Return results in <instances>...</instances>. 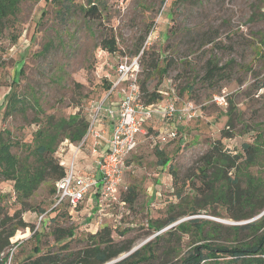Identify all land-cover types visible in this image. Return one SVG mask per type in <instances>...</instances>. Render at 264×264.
<instances>
[{
    "label": "rangeland",
    "instance_id": "obj_1",
    "mask_svg": "<svg viewBox=\"0 0 264 264\" xmlns=\"http://www.w3.org/2000/svg\"><path fill=\"white\" fill-rule=\"evenodd\" d=\"M90 1L97 4L102 17L85 16L82 8H88ZM173 1L20 0L15 14L0 22V127L10 132L16 143L12 151L21 157L28 154L34 133L47 116L69 117L81 111L89 117L95 103L104 97V86L96 75L105 61L99 57L103 40L115 38L118 52L132 56L141 50L152 30L157 32L143 58L141 82L146 81L149 91H168L164 102L173 99L175 89L177 105L191 102L200 115L179 123V138L165 144L157 141L152 124L146 126L147 133L140 136L124 172V186L134 187L138 198L124 209L116 207L105 213L99 227H110L117 242L133 240L131 251L163 238L153 245H157V264L178 261L195 246L205 244L200 240L201 232L212 235L214 228L200 229L191 224L194 219L221 224L223 227L214 229L221 236L210 243L231 247L236 241L227 227L260 217L237 222L228 217L224 205L205 200L203 193L195 190L201 186L203 161L214 143L222 141L224 151L233 155L241 153L243 143L259 147L249 172L264 180V0ZM154 52L160 55L162 66L164 59L172 62L164 75L156 72L148 76L147 64ZM117 60L115 54L110 57L113 65ZM209 60L225 66L226 73L207 80ZM13 94L26 101L14 113L7 108ZM215 96H224L226 103L218 105ZM226 131L231 136L227 139L223 138ZM61 146L58 153L68 156L69 149L63 147L62 151ZM166 159L168 163L161 165ZM244 161L238 162V168L245 167ZM51 185L50 181L43 183L29 200L31 208L23 214L29 226L17 231L13 239L18 243L1 255L4 261L0 264H18L36 246L44 254H68L87 244L95 227L81 213L71 215L68 206L49 212L45 233L36 231L38 216L54 205ZM0 191L7 195L4 205L11 215L22 208L12 181L3 182ZM203 206L206 209L199 210ZM192 209L200 213L190 215ZM214 212L221 216H214ZM184 213L187 215L171 225L157 228L155 224ZM180 224H186L185 229L168 234ZM57 228H74L75 237L65 241L67 250L61 247L65 243L57 240ZM160 231L163 233L153 237ZM238 235L245 242L254 238L248 231ZM228 260L223 257L219 262L227 264Z\"/></svg>",
    "mask_w": 264,
    "mask_h": 264
},
{
    "label": "trees",
    "instance_id": "obj_2",
    "mask_svg": "<svg viewBox=\"0 0 264 264\" xmlns=\"http://www.w3.org/2000/svg\"><path fill=\"white\" fill-rule=\"evenodd\" d=\"M19 2L20 0H0V22L5 21L9 15L15 14ZM90 2L88 8H82L85 16L92 19L102 17L97 4L93 1ZM173 2L175 3L177 0ZM102 45L111 54L121 55L119 53L121 50L117 47L115 38L103 40ZM148 51L145 52V55ZM151 57L150 63L147 64L148 76L156 72L164 75L172 66V62L167 59L162 61V64L165 62L162 66L160 55L156 54V52L152 53ZM225 71V66H219V64L209 60L205 78L214 80L219 76H223L226 73ZM102 84L104 91H108L110 84L106 81ZM141 89L146 104H153L162 100V95L159 93L160 89L156 88L153 91H149L146 81L141 82ZM25 102L24 99L16 94L11 95L7 103L8 111L17 112L20 107L25 105ZM35 103L39 105L37 101ZM87 114L79 111L69 117L47 116L44 123L39 124L33 136V144L27 148L29 152L23 157L12 151L16 143L12 140L10 132L0 127V186L5 181H12L16 197L22 205L20 210L11 215L4 205L7 195L0 191L1 262L4 261L1 255L18 243V240L13 239L17 231L29 226L23 219V214L30 210L29 200L35 192L43 183L50 181L52 183L51 193L55 196L56 183L67 175L66 167L61 164L58 149L61 144L62 149H60L64 150L63 147L69 149L70 144L77 146L83 141L89 127ZM229 137L231 136L226 131L223 138L227 139ZM212 149L211 154L207 155L203 161L204 166L201 169L200 179L201 186L199 188L196 187L195 190L201 191L205 200L224 205L228 211V217L237 222L251 220L256 216L262 215L264 213V180L249 172V167L252 166L258 157L259 147L243 143L241 153L233 155L228 152L229 150L224 151L223 142L218 141L214 143ZM56 153H58V158ZM241 159L245 160L244 168H238V162ZM167 163L168 159L160 162L163 166ZM234 169L238 172L233 173ZM138 195L134 187L124 186L121 189V198L127 205L133 204ZM202 209L206 208L203 206L199 210ZM189 213L190 215H196L200 212L192 209ZM181 215L187 214H172L164 224L157 222L155 224H157V228H161L163 225H171ZM213 215L216 217L221 216L216 212ZM48 218L49 216L47 215V219L40 230H38L39 235L45 233L44 230L48 228ZM191 224L196 225L200 229L204 228V226H212L214 229L215 227H223L221 224L199 219L192 220ZM185 226L186 224L173 226L168 234L172 235L174 231L183 230ZM214 229L212 235L208 231L201 232L203 236L200 240L205 242V244L195 246L186 252L180 260L175 262L166 261L165 264H206L208 262L220 264L219 259L223 257L229 259L227 264H264V214L247 224L227 227L228 231L234 233L233 237L236 241V244L231 247L211 245V239L221 236ZM242 231L250 232L254 237L253 240L249 242L241 241L238 238V234ZM55 233L57 240L65 243L61 247L67 250L69 244L65 241L75 237L74 228H57ZM161 239L163 238H157L155 242H150L130 253L134 241L117 242L113 237L111 228L107 226L103 229H98L96 233L90 234L87 237V244L75 252L44 254L36 246L33 253L18 264H108L125 253L130 254L115 264H157L158 256L155 253L157 245L155 247L153 245Z\"/></svg>",
    "mask_w": 264,
    "mask_h": 264
},
{
    "label": "built area",
    "instance_id": "obj_3",
    "mask_svg": "<svg viewBox=\"0 0 264 264\" xmlns=\"http://www.w3.org/2000/svg\"><path fill=\"white\" fill-rule=\"evenodd\" d=\"M156 33L154 30L151 31L138 53L132 56L121 54L114 65L110 62L113 54L104 48L100 50L99 57L105 61L97 69L96 75L102 83L108 82L110 88L105 92L104 97L95 103L83 141L77 146L69 145L71 153L69 157L59 153L61 164L66 167L67 175L56 183L54 205L51 210L38 216L36 231L40 230L49 212L68 206L70 210L72 209L71 215L80 214L83 208L89 209L92 202L95 219L93 225L95 230L92 233H96L108 209L114 207L124 209L127 206L121 198L126 163L137 148L139 135L145 134L148 123L155 116H161L169 125L172 124L170 120H173V123L176 121L175 126L170 125L171 127L166 131L158 132L157 141L165 144L179 138V123L191 122L200 115L198 108L191 102L177 105L174 97L175 89H172L173 99L164 104L145 103L141 89L142 62L145 52L157 38ZM159 93L162 95V100L165 95H170L168 91L159 90ZM115 96L119 98L116 107L111 105ZM214 99V102L220 106L226 103L224 96H215ZM104 117L110 118L113 123L110 149L99 151L102 134L98 130V125ZM91 140H93L91 152L95 157L96 170L93 175H85L77 169L78 155ZM162 233L163 231L157 232L153 237ZM16 249L17 246L12 249L11 256ZM134 251L136 249L130 253Z\"/></svg>",
    "mask_w": 264,
    "mask_h": 264
},
{
    "label": "crops",
    "instance_id": "obj_4",
    "mask_svg": "<svg viewBox=\"0 0 264 264\" xmlns=\"http://www.w3.org/2000/svg\"><path fill=\"white\" fill-rule=\"evenodd\" d=\"M118 102H119V98H117L115 96V97H113V99L111 101V105L116 107L118 105ZM161 103L164 104L165 103L164 100H162ZM175 122L176 121H174V123H172L170 125L175 126L176 125ZM148 124H152L153 125L152 128L155 129L157 131V133L159 131L164 132V131H166V129L171 127L169 125V123H165V120L161 116H155L152 119V121ZM112 128H113V123H112V120L110 118L104 117L99 122L98 130L102 134V139L99 141V151H106V150L110 149V138H111V134H112ZM150 128L151 127H149L148 130H151ZM179 128H181V127L179 126ZM145 133H147V132H145ZM141 135H143V134H141ZM141 135H139V137H138V142H139V138ZM92 144H93V140H91L88 143V145L85 148H83V150L78 155L77 169L82 174H85V175H93L95 170H96L95 157L92 155V152H91L92 151L91 150ZM160 144H162V143H160ZM69 155H71V153H69ZM69 155L66 157H69ZM127 164H128V161H127L126 165ZM92 206H93V204L91 202L89 205V209L83 208V210L81 211V216L86 217L85 220L90 225L95 224V219H94V215H93L94 209H92ZM114 210H116V207L108 209L107 214L108 213L110 214Z\"/></svg>",
    "mask_w": 264,
    "mask_h": 264
},
{
    "label": "water",
    "instance_id": "obj_5",
    "mask_svg": "<svg viewBox=\"0 0 264 264\" xmlns=\"http://www.w3.org/2000/svg\"><path fill=\"white\" fill-rule=\"evenodd\" d=\"M263 214H264V213H263ZM263 214H262V215H263ZM262 215H260V217H261ZM232 225H237V224H232ZM126 256H127V255H126ZM126 256H125V257H126Z\"/></svg>",
    "mask_w": 264,
    "mask_h": 264
}]
</instances>
